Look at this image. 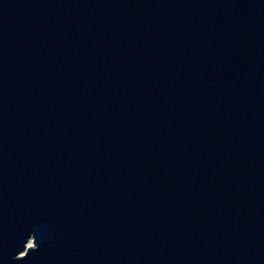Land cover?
<instances>
[{
  "label": "water",
  "instance_id": "obj_1",
  "mask_svg": "<svg viewBox=\"0 0 264 264\" xmlns=\"http://www.w3.org/2000/svg\"><path fill=\"white\" fill-rule=\"evenodd\" d=\"M0 264H264V0H0Z\"/></svg>",
  "mask_w": 264,
  "mask_h": 264
}]
</instances>
